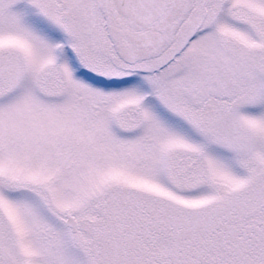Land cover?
<instances>
[{
    "label": "snow or ice",
    "instance_id": "6c2138e0",
    "mask_svg": "<svg viewBox=\"0 0 264 264\" xmlns=\"http://www.w3.org/2000/svg\"><path fill=\"white\" fill-rule=\"evenodd\" d=\"M0 264H264V0H0Z\"/></svg>",
    "mask_w": 264,
    "mask_h": 264
}]
</instances>
